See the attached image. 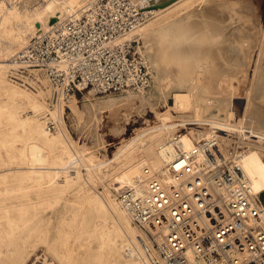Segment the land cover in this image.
I'll use <instances>...</instances> for the list:
<instances>
[{"label": "bare ground", "instance_id": "6f19581e", "mask_svg": "<svg viewBox=\"0 0 264 264\" xmlns=\"http://www.w3.org/2000/svg\"><path fill=\"white\" fill-rule=\"evenodd\" d=\"M80 1L40 0L38 4L35 2L36 6H19L16 1L0 0V36H7L14 42L13 45L11 44L13 48L5 50L0 48V79L6 80V72L12 64V61H8V57H5L8 51H13L15 46L22 44L29 34L47 27L52 17L57 20L80 15V12L74 11V8L79 6ZM90 1L81 5V11ZM137 2L139 3V1ZM186 3L188 2L183 0L177 3L174 8ZM150 5L155 6V3L152 1ZM141 7L149 12L156 11L155 17L148 21L145 20L146 22L144 21L133 28L126 36L132 37L137 33L144 34L146 37L145 46L147 47L151 41L153 43L154 36L157 37L159 42H163L156 43L159 44L157 54L156 56L150 55V60L152 64H155L156 69L152 76L153 80L159 86L160 94L163 95V98L168 99V102H166L167 108L165 111L158 113L162 118L161 123L145 132V134L133 137L127 144L120 147L115 153V164L110 162L103 164V161H100L101 157L98 159L93 151H88L85 147L77 145L72 139L63 118L65 106L71 109L70 118L73 120L76 119V115L83 114L84 119L78 123V128H82L86 123L88 125L91 120L89 124L91 138L94 144H98L102 141V134L95 132L93 125H97V121L100 120V112L107 111L110 116L117 115L122 108L127 109L134 99L140 98L142 100L145 97L143 96L144 89L110 91L103 95H95L96 92L89 89V94L94 96L87 94L84 99L82 98L81 105L77 104L76 97L72 94L68 100L66 98L68 102H59L49 106L39 88L35 90L21 88L11 82L7 85V89H9L12 96L14 98L19 97V102H15L8 111L9 126L0 131V142L6 146L7 151V158L0 161V184L2 185L0 186V193L17 198L24 196L30 202L33 201L31 199L33 190L39 195L41 194V200L44 201L46 200L44 194L49 193L60 200L57 207L61 217H58L60 221L58 225L53 224V233L48 235L50 228L47 226L45 228L43 218H39L40 214L27 217L23 216L20 211L14 212L12 215L13 221L25 220L19 228L22 232L21 244H15L17 236L15 233L0 238V260L5 257L18 260L20 255L23 254L26 243L35 245L38 240H42L60 254L58 258L60 264H83L88 258L92 260V264H149L138 240L139 228L132 222L130 214L117 199L118 189L115 197L113 196L112 187L117 188V186H114L112 180L116 179L123 185H143L147 181L145 168L160 171L164 161L173 155L176 148L175 145L169 142V137L175 132L174 125L168 122L169 118L172 116H180L183 119L190 118L187 117L189 113L185 111L193 106L196 107V104L199 103L193 91V88L197 87L195 77L191 78L181 74L168 88H164L162 80L161 82L158 81L164 73V67L162 65L158 66L161 63L160 56L168 51L180 53L186 49L195 50V53H197L199 49L203 48L213 54L216 52L223 54L227 50H236L233 55L231 54L232 56L228 57V66V62H237L239 59L238 53L242 52L237 44L239 37L249 33L241 25L240 29L237 25L232 26L231 19L235 21L237 17L234 16L236 12L232 11L228 5L221 2L211 5L209 3L206 6L204 5L203 10L205 11L198 9L204 12H201L203 16L200 25L207 31L199 36L201 38L198 37L199 41L196 39L198 42L196 41L195 45L188 46L185 45L184 41L195 38L189 33L190 30L188 31L190 20L188 19L189 22L187 23L184 18L178 16L179 14H176L177 17L172 18L173 13L171 12L176 11V8L173 10V7H171L165 11L166 14H163L165 12H161L166 7L158 11L157 9H150V6L141 5ZM57 8L61 12L65 9L64 13L57 16ZM199 13L198 15H200ZM194 14L196 13L194 12ZM167 15L172 16L167 17ZM190 16H193V14H190ZM226 19L231 21L224 23ZM192 23L195 25L198 21L194 19ZM232 23L234 24V22ZM220 28L225 31V38L230 39H228V42L225 40L227 43L225 41L224 43L222 39L221 42L219 41L220 43H217L214 38L207 39L209 36L214 37L215 34L213 33H216ZM192 34L196 35L195 33ZM152 35L154 38L151 40L149 38ZM204 39L208 41L205 40V42ZM27 42L21 47L25 46ZM251 54L256 60L255 68L258 69L261 66L260 72L264 74V46L257 53L251 52ZM220 61L223 62V60ZM230 65H233V63ZM149 89L151 95L153 87H149ZM46 92L47 90H45V97ZM220 97L222 99L224 96ZM198 98L204 105L213 101L206 95ZM259 101L258 103L257 101L252 102L248 98L242 116L236 118L235 122H230L224 117L228 115V104L225 99L220 100L219 109L225 115H222L221 112L212 113V110L206 111L196 119L197 123L204 128L191 126L190 130L186 129V132H181L182 138L178 143H182L187 148L194 142V139L212 131L218 133L222 139H229L231 138L230 135L234 136L239 133L240 137L238 138L245 142V145H242L246 147L242 159L243 167L251 179L254 190L264 199V164H257L256 162L257 157L264 156V149L250 147L252 142H249V145L248 141L244 139L245 137H242L245 133L258 139L264 138V99H259ZM27 109H33L34 111L32 114L26 115L24 111ZM44 111L49 113L50 118L55 119L56 122L53 128L49 129L46 121L38 115V113ZM1 112L2 109L0 108ZM17 125L22 126V132L16 129ZM115 132L119 131L115 130ZM33 134L36 135L37 140L40 141L39 143L32 138ZM16 140H20L21 145H18ZM103 165L109 166L108 169L110 168L111 172L108 173L107 167L104 168ZM103 175L108 177L109 184L104 186L103 193H101L94 187ZM8 181L9 185H7ZM72 206L73 208L70 209ZM68 209L70 211H67ZM64 212L67 213L68 217L63 214ZM65 221H68L69 226H64ZM130 229L132 231L128 234L123 247L121 245L124 243V232ZM61 233H65V236L59 249L57 239ZM39 235L41 239L37 237ZM76 239H85L89 246L85 253H81L70 243L76 241ZM35 248L36 246H33L32 251Z\"/></svg>", "mask_w": 264, "mask_h": 264}, {"label": "built area", "instance_id": "2783aa9c", "mask_svg": "<svg viewBox=\"0 0 264 264\" xmlns=\"http://www.w3.org/2000/svg\"><path fill=\"white\" fill-rule=\"evenodd\" d=\"M149 14L136 0H91L80 15L32 33L7 75L21 83L42 77L49 106L82 87L145 89L151 61L136 49L138 38L126 35ZM38 115L54 127L47 111ZM181 138L177 131L169 137L175 152L160 171L145 168V184L117 191L148 263L264 264V199L243 167L246 147L214 131L187 148Z\"/></svg>", "mask_w": 264, "mask_h": 264}, {"label": "rangeland", "instance_id": "374dc122", "mask_svg": "<svg viewBox=\"0 0 264 264\" xmlns=\"http://www.w3.org/2000/svg\"><path fill=\"white\" fill-rule=\"evenodd\" d=\"M12 1H16L19 6H24V5L25 6H36L39 3L38 1L40 0H35V1L34 0H12ZM81 1H80L81 4L79 3V6H76V8H74V11L77 10V12H80V14L83 12V10L81 11V8H82L81 5L83 3L85 4L89 0H81ZM136 1H139V3L142 6H145V7L150 6V9H154V10L157 9V11L159 9H163L166 7V9L162 11L161 13L165 12L171 7H173L172 8L173 10L176 8L175 9L176 11L171 12L173 13L172 18H174L176 14L177 15L179 14L178 16H181L182 18H184V20H186L187 23L189 22L188 21L189 19L190 23H188V28H189L188 31L190 30L189 33H191V35L194 36L195 38L188 39L189 41L188 40L184 41L185 45H188V46L190 45L193 46V44L195 45V43H197L200 40L198 39V37L203 35L202 33L207 31L201 27L202 25H200L201 24L200 20H201V17L203 16L202 15L204 13L203 11H205L203 10L204 5L206 6L209 3L211 5L214 3L221 2L222 4L225 3V5H228V7L232 9V11H235L237 13V14L235 13L234 15L235 17H237L236 20L234 21V19H231L232 22H234V24L231 22L232 26L237 25L239 26V29H240V25H241L242 28H246V31L249 33L246 35H241L239 37L237 44L239 46V49H241L242 52L238 53L239 55L238 61L228 62V66H227V60H229L228 57L232 56L236 52V50H231V51L227 50L223 54H219L217 52L213 54V53H209V51L203 48H202L203 50L199 49L197 53H195L196 52L195 50L192 51V50L186 49L180 53L168 51L160 56L161 63H159L158 66L162 65L164 67V73L161 76L160 80L158 81L161 82L162 80V84H164V88L170 87V85L177 79V77L179 78L181 74L183 75L185 74L184 76H187V77L190 76L191 78L195 77V82L197 84V87L193 88V91H194V96H196V100L199 101L198 105L200 106L196 104V107L193 106L189 108L187 111H185L189 113L187 117H190V118L183 119L180 116H172L171 118H169L168 122L174 125L173 127L174 131L186 132V129L190 130L191 126H196V128L198 127L204 128L200 126L199 123H197L196 119L201 117L206 111L208 112L209 110H212V113L221 112L222 115H225V113L221 109H219L221 105L219 101L222 99H225L226 103L228 104V115L224 117L227 118L228 121L230 122H235L234 120L236 118H240V116H242V113H243V110L245 109L244 107H246L245 104L247 103L248 98L252 100V102L257 101V103L260 102L259 99H264V74H261L260 72L261 66H259L258 69L255 68L256 60L254 59L253 54H251V52L257 53L262 48V46H264V0H186L188 3H186L185 5H181V6L178 5L179 7H175V8L174 6L183 0H136ZM152 1L155 4L158 3L159 5L158 6L150 5ZM58 9L59 8H57V10ZM198 9H201L203 11L198 10ZM195 10L198 12H196ZM63 11L62 12L61 10L56 11V15L58 16L64 13ZM185 12H187V14H185ZM194 12L196 14H194ZM166 13L167 12L163 14H166ZM198 13L200 15H198ZM155 14H156V11L150 12L146 21L154 18ZM190 14H193V16H190ZM171 16L167 15V17H171ZM188 16L190 17L187 18ZM194 19L198 21V23H196L195 25L194 23H192L194 22ZM231 20L228 19L227 21L226 19L224 23H226V21L229 22ZM50 23L51 22H49V24ZM192 33H195L196 35ZM31 34L27 36V38L25 39V41L22 42V44H18L17 46H15L13 51H8L7 55H5L6 58L8 57V61H12V56L20 49V47L23 44H25L28 41ZM213 34L215 35L217 34V35L216 36L213 35L214 37L209 36V38L207 37L205 38H207L208 40L211 38H214L217 43H220L221 39L223 42L225 40L228 42L229 38H225L226 35H224L225 31L223 29L220 28V30L216 31V33H213ZM135 37L138 38V41L136 42V49L142 52L143 54H145L146 56L149 54L147 56L149 59H150V55L156 56L157 54V49H158L159 44H156V43L157 42L163 43L162 41L159 42L157 37L154 36L155 37L154 38L152 35V37L149 39L152 40L154 38L155 41L153 39V43H152V41L150 40L151 42L148 45L149 47L148 49V47L145 46L146 37L144 36V34L141 35L140 33H137ZM9 39L10 38L7 36H0V48H2L3 50L7 48L10 49L11 47L13 48L12 45L14 44V42L11 39L10 40ZM196 39H198V41ZM207 39H204V41L205 40L208 41ZM165 43H167V41H165ZM145 49L147 50L145 51ZM229 53L230 55L228 56ZM218 59L223 60V62L221 63V61ZM232 63L233 65H230ZM151 65H152V72H151L150 84L148 85L147 88L144 89L145 91H144L143 96L145 97L142 98V100L140 98L134 99L128 105L127 109L122 108L120 112H118V114L115 116H110L107 111L100 112L101 117H100V120H98L99 122L97 121L96 123L97 125H93L94 131L102 134L101 135L102 141L98 144H94L93 139L91 138V134H90L91 132L89 131L90 130L89 124L91 120L88 122V125H86L87 124L86 123L82 128H78L77 126L78 123L84 119L83 114L80 116L76 115V119H75L76 121H75L72 118H70L71 109L65 106V109L63 112V118L66 122V125L69 129L72 139L77 143L79 147H85L86 150L93 151L97 155L98 159L101 157L100 161H103V164H106V163L108 164L109 162L111 164H115L116 163L115 153L117 152V150H119L120 147H123V145L127 144L133 137L137 135L145 134V132H147L151 128H154L156 125L160 124L162 121V118L159 114L163 113L165 109L167 108L166 102H168V99H166L165 97L163 98V95L160 94L159 86L153 80V77H152L153 73H155V70H156L154 66L155 64H152V61H151ZM259 72H260V75H259ZM7 76L8 75L6 72V80L3 81L0 79V108L2 109V112L0 113L1 114L0 115V122H1L0 131L5 129L7 126H9L8 111H10V109L13 107V104L15 102L16 103L19 102V99H18L19 97L17 96L14 98L11 92L9 91V89H7V85L10 82L14 83L15 85L21 88H26V89L29 88L32 90L39 88L42 91V94L46 100V97H45V90H46L45 84L46 83L42 79V77H38V79H36L32 75H27L28 77L26 80L28 81V83H30L31 85H34V82H35V85H34L35 88H33V86L29 85L26 82L21 83L17 81H12ZM149 87L151 88L153 87L151 91L152 93L151 95L149 93L150 91ZM88 90H89V87H82L80 89H77L75 93H73V95L76 97L77 104L81 105L83 99L87 96V94L90 96H94L93 94H89ZM110 91L117 92L114 90H108L105 92H98L94 94L103 95ZM203 95L209 96V98L212 99L213 101L209 104L204 105V103L200 101L198 98V97H202ZM220 96L222 97L224 96V97L221 99ZM68 98H70V96ZM67 100L65 99L61 102H68ZM46 103H47V100H46ZM26 111H24L25 114L30 115L32 114L34 110L27 109ZM174 114L175 113L173 112V115ZM53 120L55 123L56 122L55 119ZM16 129L19 132H22L21 125H17ZM115 130H118L119 132L116 133ZM235 135L234 136L230 135L229 137L231 138H229L227 142L228 141H239L241 144L245 145V142H243L242 140L238 138L240 137L239 133L238 135L236 136ZM242 137H245L244 139L248 141V144L249 142H252L251 144L252 146L250 147H261L262 149H264V138L258 139L255 136H251L248 134L246 135L245 133H243ZM32 138L36 140L38 143L40 142L37 140V137L35 134L32 135ZM16 142L18 145H21L20 140H16ZM6 158H7L6 146L2 145V143L0 142V161H3V159H6ZM256 162L257 164H264V156L257 157ZM103 167L104 168L107 167L106 169L108 173L111 172L110 168L108 169L109 166L103 165ZM112 181L114 183V186H117V188L112 187L113 192H114L113 196L115 197V193L118 187L123 186V184L119 183L116 179H113ZM108 184H109L108 177L103 175L100 179H98V182L94 188L97 191L103 193L104 186ZM7 185H9V181L7 182ZM0 186L2 185L0 184ZM31 196H32L31 199L33 201L30 202L24 196H20L17 198V197H10L9 194L0 193V238H4L5 236L9 234L15 233L17 234L16 239H15V244L17 245L21 244L22 232H20L19 228L24 224L25 220L23 219H20L17 221L12 220V215L14 214V212H17V211H20V213L23 216H27V217L29 216L33 217L34 215L40 214L39 218H43V222L45 223V228L47 227L50 228L47 234L50 235L53 233V224L55 223L56 225H58L60 223L59 218L61 217V215L59 214L61 213L59 212V209L57 207L59 205L58 203L60 202V200L56 197L54 198L49 193L44 194V196L46 197L45 201L41 200V194L39 195L34 190L31 193ZM68 207L70 206L68 205ZM72 208L73 206L70 209ZM70 209H68L67 211H70ZM63 214L66 217H68L66 212H64ZM65 222L66 223H64V226L65 227L69 226L68 221H65ZM131 231H132L131 229L125 230L124 243L121 246L124 247L128 234L131 233ZM40 235L37 236L39 239H41ZM64 236H65V233H61L60 236H58L57 243H58L59 249L62 246ZM70 243L72 244L73 247H76L81 253H85V251L89 247L88 244L85 242V239H76V241H71ZM33 246H36V248L32 251ZM34 253L35 254L37 253V254L35 255ZM59 256L60 254L53 247H51L50 245H47L42 240L41 241L38 240L35 245L26 243V245L24 246L23 254L22 256L20 255L18 260H14L11 257H5L4 259L0 260V264H60L59 259H58ZM83 264H92V260L88 258L86 261L83 262Z\"/></svg>", "mask_w": 264, "mask_h": 264}, {"label": "water", "instance_id": "95a60500", "mask_svg": "<svg viewBox=\"0 0 264 264\" xmlns=\"http://www.w3.org/2000/svg\"><path fill=\"white\" fill-rule=\"evenodd\" d=\"M165 2H166V1H165ZM165 2H164V3H165ZM155 5L158 6L159 4L156 3ZM50 20H51V23L55 21V19H54L53 17H52Z\"/></svg>", "mask_w": 264, "mask_h": 264}]
</instances>
